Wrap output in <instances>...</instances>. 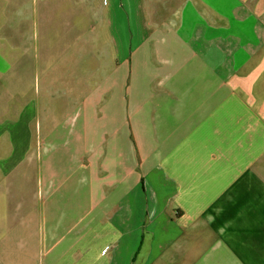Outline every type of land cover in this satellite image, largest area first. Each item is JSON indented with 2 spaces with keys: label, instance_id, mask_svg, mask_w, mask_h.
<instances>
[{
  "label": "crops",
  "instance_id": "0c3cea01",
  "mask_svg": "<svg viewBox=\"0 0 264 264\" xmlns=\"http://www.w3.org/2000/svg\"><path fill=\"white\" fill-rule=\"evenodd\" d=\"M264 264V0H0V264Z\"/></svg>",
  "mask_w": 264,
  "mask_h": 264
},
{
  "label": "rangeland",
  "instance_id": "374dc122",
  "mask_svg": "<svg viewBox=\"0 0 264 264\" xmlns=\"http://www.w3.org/2000/svg\"><path fill=\"white\" fill-rule=\"evenodd\" d=\"M146 264V263H145Z\"/></svg>",
  "mask_w": 264,
  "mask_h": 264
}]
</instances>
